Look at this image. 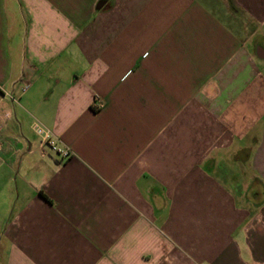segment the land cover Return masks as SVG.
I'll list each match as a JSON object with an SVG mask.
<instances>
[{
	"label": "crops",
	"instance_id": "0c3cea01",
	"mask_svg": "<svg viewBox=\"0 0 264 264\" xmlns=\"http://www.w3.org/2000/svg\"><path fill=\"white\" fill-rule=\"evenodd\" d=\"M0 264H264V0H0Z\"/></svg>",
	"mask_w": 264,
	"mask_h": 264
},
{
	"label": "built area",
	"instance_id": "2783aa9c",
	"mask_svg": "<svg viewBox=\"0 0 264 264\" xmlns=\"http://www.w3.org/2000/svg\"><path fill=\"white\" fill-rule=\"evenodd\" d=\"M31 130L39 139V148L44 151L48 150L53 155L64 160L71 156V151L68 147L60 144V141L45 127L34 122L31 125Z\"/></svg>",
	"mask_w": 264,
	"mask_h": 264
}]
</instances>
